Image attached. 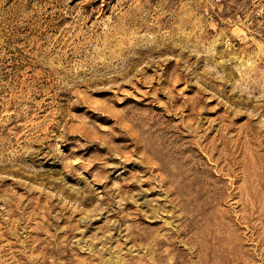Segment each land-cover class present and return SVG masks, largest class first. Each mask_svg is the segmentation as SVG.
Returning <instances> with one entry per match:
<instances>
[{
  "label": "rangeland",
  "instance_id": "1",
  "mask_svg": "<svg viewBox=\"0 0 264 264\" xmlns=\"http://www.w3.org/2000/svg\"><path fill=\"white\" fill-rule=\"evenodd\" d=\"M0 264H264V0H0Z\"/></svg>",
  "mask_w": 264,
  "mask_h": 264
}]
</instances>
